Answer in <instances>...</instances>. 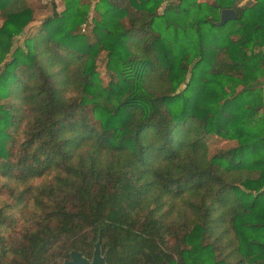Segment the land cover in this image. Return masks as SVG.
Instances as JSON below:
<instances>
[{"label":"trees","instance_id":"1","mask_svg":"<svg viewBox=\"0 0 264 264\" xmlns=\"http://www.w3.org/2000/svg\"><path fill=\"white\" fill-rule=\"evenodd\" d=\"M237 3L96 0L88 35L63 0L14 45L35 12L0 0V264L98 237L105 264H264V0Z\"/></svg>","mask_w":264,"mask_h":264},{"label":"rangeland","instance_id":"2","mask_svg":"<svg viewBox=\"0 0 264 264\" xmlns=\"http://www.w3.org/2000/svg\"><path fill=\"white\" fill-rule=\"evenodd\" d=\"M82 1L90 3V10H89L88 22L81 25L79 30L89 35L91 29L92 17L94 15L93 5L96 0H82ZM197 1L200 2L205 1L209 3H213L214 0H197ZM25 2L27 3V5L33 8L35 12V18L24 28L23 32L15 38L14 45L21 44L22 39L27 34L35 32L42 23L44 17H46L47 15L60 13V11H62L64 8L63 0H25ZM254 2L255 0H239L237 4L239 6L245 7L252 5ZM163 6L164 4L159 8V11L162 10ZM90 37L92 36L90 35ZM9 57L10 55L8 54L6 56V59H8ZM105 61H106V53L102 52L99 54V56L96 59V66H97L96 69L100 73L101 79L104 84H106L109 80V75L105 70ZM183 86L184 85H181L178 90L183 88ZM263 101H264V86H263ZM232 145H234V142H229L227 140L221 139L220 137H216V136L209 137V148L211 155L212 153H216L219 150L228 149Z\"/></svg>","mask_w":264,"mask_h":264},{"label":"water","instance_id":"3","mask_svg":"<svg viewBox=\"0 0 264 264\" xmlns=\"http://www.w3.org/2000/svg\"><path fill=\"white\" fill-rule=\"evenodd\" d=\"M216 5H218L216 3ZM236 18V12L231 7L220 9L218 25L225 24L228 20ZM105 254H101V237L93 244V253L91 258L84 257L81 252L71 250L69 258L64 260L65 264H105Z\"/></svg>","mask_w":264,"mask_h":264},{"label":"crops","instance_id":"4","mask_svg":"<svg viewBox=\"0 0 264 264\" xmlns=\"http://www.w3.org/2000/svg\"><path fill=\"white\" fill-rule=\"evenodd\" d=\"M237 1H239V0H237Z\"/></svg>","mask_w":264,"mask_h":264}]
</instances>
